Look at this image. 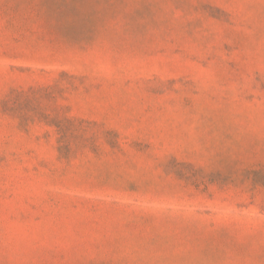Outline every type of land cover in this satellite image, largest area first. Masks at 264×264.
Listing matches in <instances>:
<instances>
[{
	"label": "rangeland",
	"instance_id": "obj_1",
	"mask_svg": "<svg viewBox=\"0 0 264 264\" xmlns=\"http://www.w3.org/2000/svg\"><path fill=\"white\" fill-rule=\"evenodd\" d=\"M0 264H264V0H0Z\"/></svg>",
	"mask_w": 264,
	"mask_h": 264
}]
</instances>
